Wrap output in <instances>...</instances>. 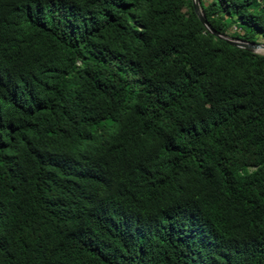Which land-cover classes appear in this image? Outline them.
Listing matches in <instances>:
<instances>
[{
  "label": "trees",
  "instance_id": "16d2710c",
  "mask_svg": "<svg viewBox=\"0 0 264 264\" xmlns=\"http://www.w3.org/2000/svg\"><path fill=\"white\" fill-rule=\"evenodd\" d=\"M0 264H264V53L190 0H0Z\"/></svg>",
  "mask_w": 264,
  "mask_h": 264
},
{
  "label": "water",
  "instance_id": "95a60500",
  "mask_svg": "<svg viewBox=\"0 0 264 264\" xmlns=\"http://www.w3.org/2000/svg\"><path fill=\"white\" fill-rule=\"evenodd\" d=\"M192 9L198 19L201 21V23L206 27V29L211 32L212 34L223 38L226 40L228 43L243 47L245 49L251 50V51H256L258 48H264V43L263 42H255V41H246L240 38H235L230 35H227L225 33L217 32L213 27L209 25L207 20L205 19V16L203 15V12L199 6L198 0H190Z\"/></svg>",
  "mask_w": 264,
  "mask_h": 264
},
{
  "label": "rangeland",
  "instance_id": "374dc122",
  "mask_svg": "<svg viewBox=\"0 0 264 264\" xmlns=\"http://www.w3.org/2000/svg\"><path fill=\"white\" fill-rule=\"evenodd\" d=\"M223 29L225 30L224 33L227 34L226 32H229V31H231V30H235L236 27H235L233 24H231V25H229V26H224ZM260 50H261L262 52H259ZM263 50H264V48H258V49L256 50V52L264 53Z\"/></svg>",
  "mask_w": 264,
  "mask_h": 264
},
{
  "label": "bare ground",
  "instance_id": "6f19581e",
  "mask_svg": "<svg viewBox=\"0 0 264 264\" xmlns=\"http://www.w3.org/2000/svg\"><path fill=\"white\" fill-rule=\"evenodd\" d=\"M264 51V50H263ZM259 52H262L261 50Z\"/></svg>",
  "mask_w": 264,
  "mask_h": 264
}]
</instances>
